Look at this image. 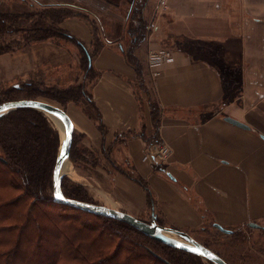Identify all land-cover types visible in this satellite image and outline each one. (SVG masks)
<instances>
[{"label":"crops","instance_id":"0c3cea01","mask_svg":"<svg viewBox=\"0 0 264 264\" xmlns=\"http://www.w3.org/2000/svg\"><path fill=\"white\" fill-rule=\"evenodd\" d=\"M136 1L0 0L13 12L73 7L60 26L80 41L61 35L14 49L12 85L27 78L67 89L85 81L91 103L54 101L75 123L74 178L101 204L196 239L229 235L216 224L247 236L264 230L249 225L264 221V0H145L147 35L133 45ZM82 42L94 54L92 78L84 76ZM161 47L175 60L156 73L148 54ZM144 135L170 145L166 161L144 159Z\"/></svg>","mask_w":264,"mask_h":264},{"label":"trees","instance_id":"16d2710c","mask_svg":"<svg viewBox=\"0 0 264 264\" xmlns=\"http://www.w3.org/2000/svg\"><path fill=\"white\" fill-rule=\"evenodd\" d=\"M144 1H136L130 17L133 45L147 35ZM33 10L0 9V36L19 34L13 44L0 43V53L21 47L24 33L28 44L61 35L80 42L60 26L75 13L73 7ZM80 46L84 76L92 78L89 56L94 54L83 42ZM84 82L62 89L29 79L24 86L0 87V103L41 96L63 105L69 100L91 103ZM151 107L157 125L156 100L151 99ZM144 137L147 144L160 141L158 135ZM77 144L78 136L70 154L75 163L80 159ZM59 146L60 133L42 110L18 108L0 118V264H205L202 256L161 243L124 221L55 202L53 170ZM69 180L62 178L67 197L101 203L84 186L71 188Z\"/></svg>","mask_w":264,"mask_h":264},{"label":"water","instance_id":"95a60500","mask_svg":"<svg viewBox=\"0 0 264 264\" xmlns=\"http://www.w3.org/2000/svg\"><path fill=\"white\" fill-rule=\"evenodd\" d=\"M89 61L91 64V56H89ZM26 107L42 110L48 115L53 114L58 117L63 124V126H61V131L64 128L65 137L62 140L61 136V144L53 170V198L55 202L71 205L75 208L87 212L104 215L124 221L161 243H164L174 248L196 253L208 259L214 264H231V262L226 258L225 254L221 251L215 250L205 245L186 231L178 230L173 227H167L162 224H159L155 220V217H153L154 219H152V221L148 222L124 210L113 208L105 204H99L67 197L62 190V178L64 176L62 168L64 162L70 158L71 150L75 141L76 127L74 120L68 113V111L62 106L54 102L39 98H20L0 103V118L15 109ZM225 118L227 121L233 124L244 128H249V125L243 121L235 119L231 116H226ZM249 225L252 227L259 228L263 227V225L254 221L250 222ZM216 226H218V228L222 231L229 234L226 237L225 244L222 245L223 247L229 248L237 241L240 236L245 235L244 232H233V230L225 228L220 224H216Z\"/></svg>","mask_w":264,"mask_h":264},{"label":"rangeland","instance_id":"374dc122","mask_svg":"<svg viewBox=\"0 0 264 264\" xmlns=\"http://www.w3.org/2000/svg\"><path fill=\"white\" fill-rule=\"evenodd\" d=\"M33 11L34 10H32L28 7H25V8H23L22 12L31 13ZM23 35L24 36L22 37V47H28L31 43L30 44L26 43L25 42V33ZM18 36H19V34H8V35L0 36V43H3V44L11 43V44H13V41ZM21 36H22V34H21ZM12 52H13V50L10 52H7V53H0L1 57L2 56L7 57L6 60H9V63H8L9 65H7V62L1 60V58H0V87L1 88L18 87V86L12 85L13 82H16L15 81L16 78L14 77V75L12 73L13 61H14V58H13L14 54ZM8 57H10V58H8ZM17 57H18V55H17ZM17 57H16V59H17ZM5 63H6V65H5ZM28 80L29 79H27V78L22 79L18 83H19V85L24 86L25 82ZM38 98L43 99V100H47V101H51V102L58 104L56 101H54L53 99H50V98H45L42 96L38 97ZM58 105L62 106L61 104H58ZM46 115L49 118L51 124L59 131V133H60V144H61V136H62L61 127L53 120V118L50 115H48V114H46ZM76 139H77V136H75L74 144L76 142ZM74 144H73V147H74ZM73 147H72V149H73ZM59 148H60V146H59ZM76 154H77V151H76ZM69 165H70V167L66 168V171H63V173H64L63 177L70 179L69 180L70 181L69 182L70 187L74 188L77 185H82L87 190H89L85 185L80 184L76 180V178H74L73 162H72L71 158H69V160L67 161V167ZM76 209H78V208H76ZM259 224L264 225V221H262V223H259ZM251 231L252 232L249 236L242 235L237 239L241 242H244V246H245L244 254H243V257H241V260L237 256V253L234 252L235 248L233 249V247H234L233 245H231L229 248L222 246L225 244L227 236H226V234L222 233L220 230H218V232H206V234H205L206 236H202V237L198 236L199 237L198 240L199 241L200 240L206 241V242H208L209 247H211L215 250H219L222 253H224L226 258L231 262V264H264V230H251ZM224 237H225V240H224ZM246 241H247V244H246ZM217 244H219V245H217ZM202 259L204 260L205 264L212 263L211 261H209L208 259H206L204 257H202Z\"/></svg>","mask_w":264,"mask_h":264},{"label":"built area","instance_id":"2783aa9c","mask_svg":"<svg viewBox=\"0 0 264 264\" xmlns=\"http://www.w3.org/2000/svg\"><path fill=\"white\" fill-rule=\"evenodd\" d=\"M162 5L166 4V0H161ZM175 60V53L172 49L161 47L151 50L148 54L149 67L159 73V69L166 63H172ZM171 154V147L166 141H156L147 145V151L144 159L152 162L166 161Z\"/></svg>","mask_w":264,"mask_h":264},{"label":"bare ground","instance_id":"6f19581e","mask_svg":"<svg viewBox=\"0 0 264 264\" xmlns=\"http://www.w3.org/2000/svg\"><path fill=\"white\" fill-rule=\"evenodd\" d=\"M50 116L53 118V120L61 127V126H63V124H62V121L58 118V117H56L55 115H53V114H50ZM64 128L62 129V133H63V135H62V140L64 139V137H65V134H64ZM69 159H67L65 162H64V164H63V168H62V172L63 171H66V168H69L70 167V165L67 167V161H68Z\"/></svg>","mask_w":264,"mask_h":264}]
</instances>
